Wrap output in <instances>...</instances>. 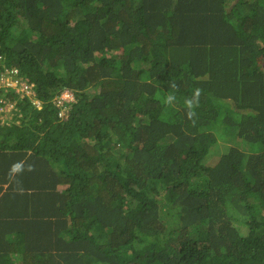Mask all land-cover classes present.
Instances as JSON below:
<instances>
[{
    "label": "trees",
    "instance_id": "trees-1",
    "mask_svg": "<svg viewBox=\"0 0 264 264\" xmlns=\"http://www.w3.org/2000/svg\"><path fill=\"white\" fill-rule=\"evenodd\" d=\"M0 55V264H264V0H0Z\"/></svg>",
    "mask_w": 264,
    "mask_h": 264
},
{
    "label": "built area",
    "instance_id": "built-area-1",
    "mask_svg": "<svg viewBox=\"0 0 264 264\" xmlns=\"http://www.w3.org/2000/svg\"><path fill=\"white\" fill-rule=\"evenodd\" d=\"M1 90L5 93L4 96L0 98V120L2 122L15 116H21L18 108L19 100L13 99L14 95L18 96L21 100L26 98L30 99L39 108L42 105L41 101L36 98L35 85L27 80L18 68L8 67L3 56H0V91ZM56 101L58 106H63L61 115H64L69 109L67 103L73 101V95L69 91H64L56 98Z\"/></svg>",
    "mask_w": 264,
    "mask_h": 264
},
{
    "label": "clouds",
    "instance_id": "clouds-1",
    "mask_svg": "<svg viewBox=\"0 0 264 264\" xmlns=\"http://www.w3.org/2000/svg\"><path fill=\"white\" fill-rule=\"evenodd\" d=\"M0 56H2V55H0ZM3 57H4V60H6L5 56H3ZM170 87L172 89H178V85L176 83H171ZM201 95H202V89L196 88L195 91L193 92L192 96L190 98L186 99L184 102L185 103V109H186V115H187L189 120L193 121V123L195 122L194 118L196 116L195 108H197L199 106ZM175 100H176V96L174 94L170 93L165 97L164 102L168 105H172ZM28 170L32 171L33 166L29 165ZM21 171H22V162L14 163L10 169V172H9L10 178L12 177V175L14 173H18Z\"/></svg>",
    "mask_w": 264,
    "mask_h": 264
},
{
    "label": "rangeland",
    "instance_id": "rangeland-1",
    "mask_svg": "<svg viewBox=\"0 0 264 264\" xmlns=\"http://www.w3.org/2000/svg\"><path fill=\"white\" fill-rule=\"evenodd\" d=\"M253 147H254V146H253ZM255 148H257V149H259V150H260L262 147H260V146L256 145V146H255ZM261 150H263V149H261Z\"/></svg>",
    "mask_w": 264,
    "mask_h": 264
}]
</instances>
